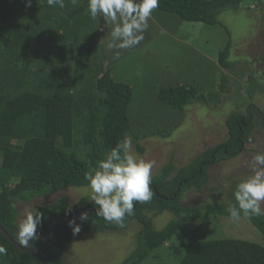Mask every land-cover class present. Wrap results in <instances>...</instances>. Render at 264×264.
Masks as SVG:
<instances>
[{
	"label": "trees",
	"instance_id": "16d2710c",
	"mask_svg": "<svg viewBox=\"0 0 264 264\" xmlns=\"http://www.w3.org/2000/svg\"><path fill=\"white\" fill-rule=\"evenodd\" d=\"M241 2L159 0L156 10L182 22L216 26L219 14L242 10ZM64 3L59 8L50 7L47 0H31L26 7L25 0H0V226L17 244L18 203L26 205L34 198L88 186L86 173L125 136L133 139L138 152L144 151L138 140L146 136L137 139L131 132L133 89L112 76L111 65L104 68L83 62L90 57L85 51L84 28L93 25L87 0ZM230 57L234 58L229 40L218 55V64L233 73ZM234 74L242 79L239 71ZM228 80L222 73L220 93ZM203 98L194 86L177 85L156 92L157 101L179 112ZM225 128L226 140L189 164L177 168L171 161L166 163L152 177L151 201L136 202L134 215L125 218L123 227L97 216V206L87 197L74 203L61 197L36 208L43 213V222L37 229L39 239L28 249L44 245L45 234L53 226L40 253L47 264H65L66 251L79 236L122 232L129 223H138L137 247L121 264H141L170 241L183 223L230 217L229 203L196 207L182 203L187 190L206 188L211 166L245 152L249 136L264 129V110L252 105L234 112L227 117ZM235 189L236 184L230 197ZM81 212L89 214L88 221L79 220ZM163 212L174 219L155 230L152 219ZM247 218L264 237V215ZM69 221L80 224L78 234H73ZM0 245L7 249L0 264H41L36 255L19 251L1 234ZM178 264H264V246L239 239L197 241L186 247Z\"/></svg>",
	"mask_w": 264,
	"mask_h": 264
},
{
	"label": "rangeland",
	"instance_id": "374dc122",
	"mask_svg": "<svg viewBox=\"0 0 264 264\" xmlns=\"http://www.w3.org/2000/svg\"><path fill=\"white\" fill-rule=\"evenodd\" d=\"M240 7L242 10L219 14L220 24L216 26L182 22L155 9L144 32V40L130 49L107 48L112 26L102 19H93V25L84 28L88 47L85 51L90 57H84L87 61L83 62L104 68L111 65L112 76L133 89L129 106L131 132L137 139L144 135L146 138L138 140L143 153L138 152L133 139L132 148L141 158L155 162L152 177L170 161L181 168L205 150L224 142L227 138L225 121L232 113L243 112L252 105L264 110V0H242ZM229 40L234 56L230 57L234 62L233 73L224 71L218 64V55ZM116 52H119L118 59ZM238 71L243 74L242 79L234 74ZM224 72L229 80L225 91L220 93L219 84ZM177 85L194 86L203 95V100L195 101L182 112L157 101L159 89ZM262 151L264 129H256L245 144V152L211 166L206 188L201 192L187 190L182 203L194 207L236 204L235 190L233 197L229 195L232 186L251 174L253 156ZM61 197L74 203L84 197L91 199V191L89 186L72 188L34 198L26 205L18 203L17 222L26 210L49 205ZM147 216L153 217V214ZM172 219L171 213L163 212L153 217L152 226L161 230ZM140 229L138 223H129L122 232L79 236L70 244L63 262L121 264L137 247ZM220 239H239L264 246V237L248 218L242 216L234 222L230 217L220 216L203 222L183 223L170 241L141 264H178L190 243Z\"/></svg>",
	"mask_w": 264,
	"mask_h": 264
},
{
	"label": "clouds",
	"instance_id": "9594fccd",
	"mask_svg": "<svg viewBox=\"0 0 264 264\" xmlns=\"http://www.w3.org/2000/svg\"><path fill=\"white\" fill-rule=\"evenodd\" d=\"M50 7L64 8V0H47ZM31 6V0H25ZM159 6V0H87V13L92 19H102L110 24L107 48L130 49L144 40L148 21ZM119 58V52H116ZM154 161L138 156L132 148V138L123 137L112 147L96 168L85 175L91 191V202L97 208L96 215L105 221L124 226L126 217L134 215L136 202H149L153 198L152 169ZM251 174L242 178L234 192L236 204L229 203L227 211L235 222L245 218L264 215V151L257 152L250 164ZM79 220H89V214L81 212ZM43 213L35 207L26 210L16 225V240L22 249L31 248V242L39 239L38 227L42 225ZM73 234L81 230L80 224L69 221ZM7 249L0 245V256Z\"/></svg>",
	"mask_w": 264,
	"mask_h": 264
},
{
	"label": "water",
	"instance_id": "95a60500",
	"mask_svg": "<svg viewBox=\"0 0 264 264\" xmlns=\"http://www.w3.org/2000/svg\"><path fill=\"white\" fill-rule=\"evenodd\" d=\"M53 226H51L50 229H52ZM49 229V230H50ZM49 230L46 232L45 234V243L44 245L40 246V247H37V248H32V249H22L18 246V244L8 235L6 234V232L2 229V227L0 226V234L9 242L11 243L16 249H18L19 251L23 252V253H27V254H34L37 256L39 262L41 264H47L44 260V258L42 257L40 251L42 248H44L46 246V242H47V237H48V234H49Z\"/></svg>",
	"mask_w": 264,
	"mask_h": 264
}]
</instances>
